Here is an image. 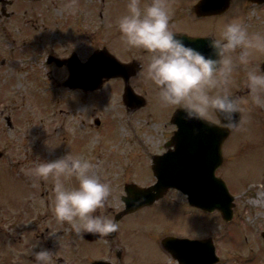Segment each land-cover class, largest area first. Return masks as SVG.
<instances>
[{
    "label": "rangeland",
    "instance_id": "1",
    "mask_svg": "<svg viewBox=\"0 0 264 264\" xmlns=\"http://www.w3.org/2000/svg\"><path fill=\"white\" fill-rule=\"evenodd\" d=\"M100 1L104 0H58L59 7L52 17L54 21L48 25L51 33L48 48L62 55L75 50L79 58L86 61L96 47L102 43H110L106 35H100L96 39L91 37L96 34H91L90 28L95 29L94 25H97L100 19L96 16L94 19L90 18L89 12L91 13L100 5ZM121 1L115 0L114 5H111L110 18L119 19L127 11V0ZM181 1L187 5L190 0ZM108 3H110L109 0H105L103 7L108 8L110 6ZM141 3L144 4V1L141 0ZM233 4L237 8L241 6L239 1H234ZM80 9L84 14L81 19L77 17ZM66 12L68 15H65ZM259 13L260 11L256 10L247 14L245 22L250 23L248 26L250 31H264V21L259 20V18L262 19V14L259 15ZM229 18L230 20L240 18V14L233 8ZM104 20L105 29L112 27L113 36L123 44L125 40L122 38L121 31L117 29L118 22L112 23L107 16ZM220 21L224 23L226 17ZM113 54L121 61H129L133 57L144 59L145 64L149 63L151 57L138 48L130 52L127 48L125 51L123 47L122 50H116ZM44 59L41 57V60L34 63L31 69V74L33 72L37 78L40 77L39 83L33 89L37 94L33 108L35 130L38 132L35 142L40 147L35 154L31 153L26 157L25 154H21L17 158L22 159L21 165L15 172L10 171L13 180L7 181L6 185L8 183L9 185L7 187L5 185L1 191L4 193L6 187L5 196L13 195L17 202L6 201L5 204L10 209H19L23 207H12L13 204L25 203L28 207L33 205L41 210L50 211L54 215L55 196L49 197L45 192L52 190L55 181L53 178L41 179L34 175L32 170L39 162L37 156L41 159H56L69 152L72 156L92 159L96 165L94 174L111 185L112 190L106 200L107 206L103 205L96 212H107L108 207L119 211L122 208L121 196L124 195L125 181L134 179L137 183H142L140 185L153 181L154 178H149L151 174L142 163H149L150 155L161 151L165 135L172 129L169 121L172 106H162L158 91L152 89L151 106L147 105L148 108L128 113L121 98L123 84L118 80L107 83L97 94H84L80 90L58 88L54 84L56 80L49 79L46 75L48 69L43 64ZM262 60H264V53H259L254 57L253 64L260 65ZM236 73L237 76H234L232 85L236 86L238 81H243L242 87L245 90V69L241 67ZM240 76L244 78L240 80ZM140 79L142 80L138 79L141 82V84L138 83L140 93H143L144 88L149 85L154 88V83L147 74ZM10 92L14 90L6 91L4 103H8L11 96H16L15 93L10 94ZM29 113L28 110L26 118ZM96 118L100 119V126L95 124ZM242 119L243 125L229 139L227 152L224 149V164L218 175L221 176L225 170L223 175L227 179L231 193L235 196L236 221L238 219L243 222V226L257 231V228L264 227V204L257 205L253 199L258 193L263 194L264 199V106H257L254 103L244 104ZM21 124L24 131L31 126L27 123L25 116H22ZM136 160L140 164H134ZM125 168H128L126 173ZM65 183L69 186L78 185L75 177L65 180ZM52 193L55 194L54 191ZM21 194H23L22 198H20ZM2 197L0 196V199ZM168 203L159 202L163 208L143 209L137 212L138 215L135 214V217L132 216L133 220H136L137 224L141 220L149 224L152 222L149 213L152 212L155 220H160L161 224L164 220L165 226L176 225L175 231L182 237L204 239L212 232L218 233L223 246L228 247L232 252H245L243 256L252 258L253 262L257 263L258 253L261 252L259 234H254L248 228L232 226L228 229L219 215L213 217L212 214H205L198 209H190V204L186 203L185 197L179 193H172L168 197ZM239 216L241 218H238ZM55 219L58 220L56 217ZM76 246L81 248L77 242ZM226 247H223L224 250H228ZM219 248L222 249L221 246ZM233 264H239V260L234 261Z\"/></svg>",
    "mask_w": 264,
    "mask_h": 264
},
{
    "label": "flooded vegetation",
    "instance_id": "2",
    "mask_svg": "<svg viewBox=\"0 0 264 264\" xmlns=\"http://www.w3.org/2000/svg\"><path fill=\"white\" fill-rule=\"evenodd\" d=\"M166 3L171 14L170 27L177 37L185 34L193 38L212 39L213 36H219L224 24L230 21L222 23L217 21L219 19L217 17H197L194 0L187 2V5L181 0H166ZM241 3L246 7L260 8L264 12V4L258 5L248 1ZM58 7V0H0L1 87L8 84L11 86L20 85L22 88L28 89L31 84L36 82L35 74H30L31 71L24 63V59L30 58L34 53H39L41 41H45L46 44L49 41L48 25L54 21L52 17ZM91 14L90 16H92ZM61 15L64 16L63 12ZM65 15H68V12ZM65 19L67 20V18ZM108 19L112 23L118 22L116 18L109 17ZM99 28L98 34L91 37L96 39L100 35H106L110 43L108 45L102 43L95 49L115 48L119 45L110 47V44L113 45L117 41L113 36L112 27L106 30L102 25ZM45 50L48 51L46 48ZM133 50L135 51V48H130V52ZM143 53H147V50H144ZM46 55L47 64H50L53 69L49 74L54 72L58 74V72L64 71L65 78V74L68 75V67L58 68L51 62L54 57L60 56L51 50ZM63 57H67V55ZM144 67L146 70L147 64H144ZM138 83H140L139 80L135 82L133 88L140 93L141 89L138 88ZM152 87L151 85L147 86L140 94L149 97V90L152 91ZM154 89L158 91L155 85ZM237 93L238 91L234 94ZM238 94L245 97L243 91ZM15 97H11V101L5 109L0 108V152L2 154L0 157V196H3L0 199L2 201V203L0 201V264H32L35 259L33 252L39 251L41 248H48L55 252L53 264H95L97 261L108 264H195L196 256H199L203 262L213 260L212 251L208 252L206 247L202 250L197 245L184 248L174 240L168 241L170 238H184L175 231L176 225H138L132 216L140 210L125 215L122 214L124 206L117 212L110 207L107 212L97 211L96 214L113 219L119 224V228L106 238L91 242L78 235L67 221L58 222L50 211L41 210L33 205L28 207L25 203L12 206L23 208H8L5 204L6 201L17 202L15 196H5L6 187L4 193L1 192L6 182L13 180L12 177H9L12 174L10 171L15 172L16 168L21 165L22 159H17L19 155L25 154L26 157L31 153L35 154L40 147L35 142L38 132L35 130L33 106L26 118L27 123L31 124L32 131L30 128L24 131L21 122L25 97L22 94L21 104L15 101ZM4 101L5 98L1 96L0 92V107L5 104ZM29 101H33V99H29ZM173 131L171 129L166 133L163 140V142L166 140L165 144L159 153L164 154L173 149V147L166 146L172 139ZM152 156L154 155L150 156L151 159ZM172 191L174 190H170L169 193ZM46 193L47 196H51L48 190ZM22 197L23 194L20 195V198ZM47 200L50 201V199ZM129 217L132 218L129 219ZM76 242L81 248L76 246ZM213 246L215 256L216 254L218 256L217 260L214 256L212 261L215 262L214 264H232L226 250L217 249L214 242Z\"/></svg>",
    "mask_w": 264,
    "mask_h": 264
},
{
    "label": "clouds",
    "instance_id": "3",
    "mask_svg": "<svg viewBox=\"0 0 264 264\" xmlns=\"http://www.w3.org/2000/svg\"><path fill=\"white\" fill-rule=\"evenodd\" d=\"M170 15L166 0H151L143 7L141 0H127V11L118 19L127 46L151 53L147 75L158 89L161 105L183 107L187 119L214 115L219 126L238 129L244 104L264 106V69L253 64L254 57L264 53V31H250L242 19H232L210 40L211 54H205L177 38ZM241 67L246 71V97L234 96L229 90ZM236 113L240 114L238 121ZM37 157L32 171L41 179H54V215L60 222L71 223L81 237L92 233L103 239L118 230L113 219L96 214L112 189L94 174L92 159L69 152L56 159ZM72 177L78 185L65 183ZM54 253L41 248L33 252L32 264H53Z\"/></svg>",
    "mask_w": 264,
    "mask_h": 264
},
{
    "label": "water",
    "instance_id": "4",
    "mask_svg": "<svg viewBox=\"0 0 264 264\" xmlns=\"http://www.w3.org/2000/svg\"><path fill=\"white\" fill-rule=\"evenodd\" d=\"M229 0H202L198 8L199 14H210V13H220L225 10L228 6ZM71 70V77L68 84L71 87H82L86 90H93L100 88L104 82V79H109L116 76H124L126 80L128 79V66L119 63L116 59L111 56H104L102 54H96L91 58L87 64H80L78 61L73 59L69 64ZM237 114V113H236ZM234 118L238 121V114ZM184 115L186 117V112L181 110L178 112L174 119V122L178 125L179 131L194 132L195 130H200L208 132L210 130V124H205L202 119H192L184 120L181 118ZM199 122H196V121ZM202 123V127L197 126ZM211 126L213 130L211 134V140H216L217 154L220 156V145L224 138L229 134L230 130L224 127ZM216 130V134L214 133ZM178 136V134H177ZM177 138V137H176ZM212 142V141H211ZM214 146V144H213ZM190 169V175L184 177V180L180 183L174 184L172 186L181 189L190 196V201L192 204L199 206L204 209H214L215 207L221 208L224 213H228L229 207L231 206V199L225 196L219 182L214 176V167L210 170L204 169L201 174L198 173V166ZM159 177V182L152 188L147 190H141L133 187L129 190L131 207L141 206L144 204H149L154 202L156 199L160 198L164 192L171 186L163 184L161 176L156 173ZM200 178L202 181L195 180ZM205 178V179H204ZM207 180L204 183L203 181Z\"/></svg>",
    "mask_w": 264,
    "mask_h": 264
}]
</instances>
